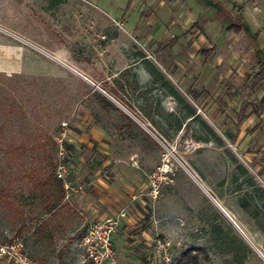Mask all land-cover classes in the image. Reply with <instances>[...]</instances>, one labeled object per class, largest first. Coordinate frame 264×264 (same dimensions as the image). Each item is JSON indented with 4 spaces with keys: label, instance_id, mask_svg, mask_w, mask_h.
<instances>
[{
    "label": "rangeland",
    "instance_id": "obj_1",
    "mask_svg": "<svg viewBox=\"0 0 264 264\" xmlns=\"http://www.w3.org/2000/svg\"><path fill=\"white\" fill-rule=\"evenodd\" d=\"M164 1L0 0V67L9 68L0 70V245L20 241L38 264H88L84 255L73 256L70 233L59 225L64 197L69 202L86 190L74 180V157L102 152L77 140L90 134L81 123L88 114L86 122L101 127L114 158L101 174L116 183L117 170L126 171L134 194L119 214L83 230V254L92 224L117 220L116 231L141 197L159 229L142 240L137 257L126 237L130 255L119 262L115 251L116 264H177L189 250L197 263L188 264H264L260 67L244 35L225 40L209 57L193 38L168 44L169 35L183 39L192 14L179 16L185 0ZM246 2L264 30V0ZM152 12L169 31L155 51L132 32ZM213 41L208 37L201 49ZM149 67L156 75L147 77ZM243 102L253 105L241 112ZM60 162L69 166L70 188L57 178ZM0 264L14 263L4 258Z\"/></svg>",
    "mask_w": 264,
    "mask_h": 264
},
{
    "label": "crops",
    "instance_id": "obj_2",
    "mask_svg": "<svg viewBox=\"0 0 264 264\" xmlns=\"http://www.w3.org/2000/svg\"><path fill=\"white\" fill-rule=\"evenodd\" d=\"M160 5H166V0L161 2ZM184 5L185 9L183 8V11L182 9L179 11V16L189 10L192 17L188 20L189 31L185 32L183 39L181 37L179 38V34L177 33V36L175 34L169 35L166 40L164 34L169 33V31L166 30L167 28L162 22L157 20L154 12L147 15L143 21V25L137 20L132 32L138 33L137 39L142 41V43L150 44L153 51L158 50L161 46L157 41L160 37H164L166 42L171 45L178 43V40H181L180 42L182 40L188 42L193 38L192 40L196 42V50L198 52L200 51V54L205 57L215 54L224 44L225 40H233V38L239 35H244L248 39L252 51L250 58L261 68V64L264 63V57L260 56L259 53L264 56V40H261L259 31L264 35V30L256 28L255 22L246 11L248 7L246 0H185ZM197 26L199 28L195 32L194 30ZM208 37H211L212 41L214 40L213 44L201 49L205 44L207 45ZM216 62L221 63L222 58L219 57ZM7 69L9 68L0 67V70ZM146 73L148 75L147 77L151 76L148 68L146 69ZM256 78L264 80V76L259 77L258 72L256 73ZM106 94L109 95L108 93ZM109 96L113 98L111 95ZM115 101L117 102V100ZM252 105L251 102H243L241 103L240 111L246 112ZM259 107L264 108L261 105ZM88 117V114L82 117L81 123L89 125L87 127L91 129L89 131L90 134H81L77 140L88 146H101L98 149L102 150V152H100L99 158H88L82 154L74 157L77 163H79L78 169H74V180L77 183L85 184L86 190L75 193L69 202H65L66 199L64 197L63 203L65 207L63 209L65 210V214L64 212L63 214L65 216H63L60 221L61 224H59L63 225L62 229L65 230L64 234L68 235L70 233L69 242H74L69 245L71 253L73 256L76 255L81 258H83L84 254L78 244L86 227L94 221L104 220L110 216L119 214L125 204L131 202V196L134 194V186L131 184V180L128 178L129 176L126 171L120 172L114 165L119 174L116 177V183L108 181V177L105 174L103 175V173L101 174L103 168L114 158H112V154L109 152L110 145L107 142L105 133L94 122H89L88 124L86 122ZM101 161L102 165H100ZM133 183L138 184L135 180H133ZM138 186H140L139 192L142 193L145 184L141 183ZM216 203L226 216L229 217L230 215L224 210L225 206H221L222 204L217 201ZM145 205L146 202L141 197L134 203H131L129 216L122 218L117 230L114 232L113 241L119 262L130 255L126 250L127 247L124 241L126 237L129 236L131 238L130 247L134 250L133 256L137 257L140 256L138 251L143 252V248L140 245L142 240L152 239V236L159 229V224L158 227L156 225L158 220L146 214L149 212V209ZM68 210L71 211L70 220H68L70 216L67 214ZM234 224L245 234L235 221ZM69 225L72 226L70 230Z\"/></svg>",
    "mask_w": 264,
    "mask_h": 264
},
{
    "label": "built area",
    "instance_id": "obj_3",
    "mask_svg": "<svg viewBox=\"0 0 264 264\" xmlns=\"http://www.w3.org/2000/svg\"><path fill=\"white\" fill-rule=\"evenodd\" d=\"M57 178L65 188L71 186V176L69 166L63 162L58 164L56 170ZM122 216L126 213L121 212ZM118 221L107 219L104 222L92 224L82 238L81 246L84 248V263L88 264H116L115 250L112 240V234L115 231ZM163 248L168 244H160ZM166 262L170 258L165 254ZM9 258L14 264H38L31 260L27 253L23 252V244L20 241L13 240L10 243L0 245V261Z\"/></svg>",
    "mask_w": 264,
    "mask_h": 264
},
{
    "label": "trees",
    "instance_id": "obj_4",
    "mask_svg": "<svg viewBox=\"0 0 264 264\" xmlns=\"http://www.w3.org/2000/svg\"><path fill=\"white\" fill-rule=\"evenodd\" d=\"M149 71L151 72L152 75H156L157 70L154 67H149ZM258 76L263 77L264 76V63L261 64V68L258 71ZM103 103L107 107H113L115 109H118L114 104L108 100L107 98H102ZM248 105V104H247ZM259 105L264 106V96L259 100ZM190 262L197 263V256L196 254H193V251L189 250L186 252H183L177 261V264H188Z\"/></svg>",
    "mask_w": 264,
    "mask_h": 264
},
{
    "label": "water",
    "instance_id": "obj_5",
    "mask_svg": "<svg viewBox=\"0 0 264 264\" xmlns=\"http://www.w3.org/2000/svg\"><path fill=\"white\" fill-rule=\"evenodd\" d=\"M107 96H109V95H107ZM109 98L112 99L113 101H115V100H114L113 98H111L110 96H109ZM142 124H143V123H142Z\"/></svg>",
    "mask_w": 264,
    "mask_h": 264
}]
</instances>
